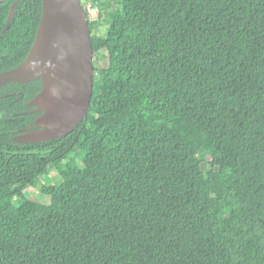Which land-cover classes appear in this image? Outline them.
<instances>
[{
    "label": "trees",
    "instance_id": "obj_1",
    "mask_svg": "<svg viewBox=\"0 0 264 264\" xmlns=\"http://www.w3.org/2000/svg\"><path fill=\"white\" fill-rule=\"evenodd\" d=\"M10 1L0 71L42 13L17 0L5 30ZM86 1L88 117L40 144L2 117L0 264H264V0Z\"/></svg>",
    "mask_w": 264,
    "mask_h": 264
},
{
    "label": "water",
    "instance_id": "obj_2",
    "mask_svg": "<svg viewBox=\"0 0 264 264\" xmlns=\"http://www.w3.org/2000/svg\"><path fill=\"white\" fill-rule=\"evenodd\" d=\"M7 0H0V4ZM42 13L26 58L0 73V89L10 83L40 80L42 90L31 101L42 114L38 130L13 137L20 144L63 138L88 117L94 86V52L87 14L80 0H41ZM15 3L5 30L14 20Z\"/></svg>",
    "mask_w": 264,
    "mask_h": 264
},
{
    "label": "flooded vegetation",
    "instance_id": "obj_3",
    "mask_svg": "<svg viewBox=\"0 0 264 264\" xmlns=\"http://www.w3.org/2000/svg\"><path fill=\"white\" fill-rule=\"evenodd\" d=\"M15 3H17V0L10 1L8 7V14L10 13L11 7ZM20 63L15 66L4 69L0 71V73L7 70H11L17 67ZM1 65L2 64L0 63V66ZM41 90L42 87L40 80H34L32 82L24 84L10 83L2 87V89H0V92L2 91L3 93L0 94V97H9L10 100L5 102L4 104L7 105V107L4 108L2 113L0 114V125H2V117L3 114H5L8 119L12 120L9 125L15 127V131L17 134H21L25 130H38L35 127L34 123L36 119L42 114V112L38 111L37 107L31 104V101L40 93ZM24 123L27 124L23 126ZM41 147H45V145L43 144Z\"/></svg>",
    "mask_w": 264,
    "mask_h": 264
},
{
    "label": "rangeland",
    "instance_id": "obj_4",
    "mask_svg": "<svg viewBox=\"0 0 264 264\" xmlns=\"http://www.w3.org/2000/svg\"><path fill=\"white\" fill-rule=\"evenodd\" d=\"M80 1H81V3H83V4H82L83 6H85L86 3L89 2V1H86V0H80ZM110 13H111V12L103 13L101 19H102L103 17L108 16ZM98 14H99V13H98ZM96 15H97V14H95V15H91V18H92V19H96V18L98 19V16L96 17ZM108 25H109L108 22H106L105 24L101 25V26L98 28V30H97V34H99L100 36H105V34H106V32H107V29H108ZM40 182H43V179H41ZM44 182H45V181H44ZM45 183H46V182H45ZM42 190H43V189H40L41 192H42ZM32 191H35V188H34V187L32 186V184H31V185H29V186L23 191V194H27V193H30V192H32Z\"/></svg>",
    "mask_w": 264,
    "mask_h": 264
},
{
    "label": "built area",
    "instance_id": "obj_5",
    "mask_svg": "<svg viewBox=\"0 0 264 264\" xmlns=\"http://www.w3.org/2000/svg\"><path fill=\"white\" fill-rule=\"evenodd\" d=\"M83 8H84V10H85V12H86V14H87L88 21H97V20H98L97 18H96V19H92V18H91V15H95V14H97L96 17H97V16L99 17V14H100L98 8L95 7V6L93 5L92 2H88V3H86V5L83 6ZM98 13H99V14H98Z\"/></svg>",
    "mask_w": 264,
    "mask_h": 264
}]
</instances>
